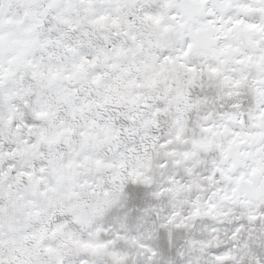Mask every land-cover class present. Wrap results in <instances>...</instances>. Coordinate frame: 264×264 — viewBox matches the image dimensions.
I'll use <instances>...</instances> for the list:
<instances>
[{
    "label": "snow or ice",
    "instance_id": "obj_1",
    "mask_svg": "<svg viewBox=\"0 0 264 264\" xmlns=\"http://www.w3.org/2000/svg\"><path fill=\"white\" fill-rule=\"evenodd\" d=\"M0 264H264V0H0Z\"/></svg>",
    "mask_w": 264,
    "mask_h": 264
}]
</instances>
